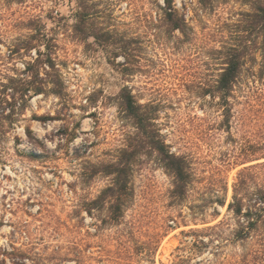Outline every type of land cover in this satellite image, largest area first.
Returning <instances> with one entry per match:
<instances>
[{
	"label": "rangeland",
	"instance_id": "1",
	"mask_svg": "<svg viewBox=\"0 0 264 264\" xmlns=\"http://www.w3.org/2000/svg\"><path fill=\"white\" fill-rule=\"evenodd\" d=\"M91 2L77 33L75 0H0V264H264L256 0H176L183 31L164 0ZM90 28L111 35L98 43ZM233 44L243 65L225 94ZM125 88L151 124L124 111ZM129 144L118 220L103 170ZM163 144L189 160L184 198ZM236 189L242 214L230 209Z\"/></svg>",
	"mask_w": 264,
	"mask_h": 264
},
{
	"label": "trees",
	"instance_id": "2",
	"mask_svg": "<svg viewBox=\"0 0 264 264\" xmlns=\"http://www.w3.org/2000/svg\"><path fill=\"white\" fill-rule=\"evenodd\" d=\"M76 1V17L77 23L75 25V31L77 33L86 32L88 29L89 22L87 21V16L91 15V10L95 8L96 4L91 2L92 0H75ZM203 3H206L207 0H201ZM176 0H164L163 9L166 12V16L172 21L174 30L180 29L184 30V19L178 18L177 8L175 6ZM255 16L257 17L261 34L264 37V0H256V5L254 8ZM88 22V23H87ZM90 34L93 36L98 43L105 40L103 39L106 36H110L111 32L97 30L95 28H90V32H87L86 35ZM87 36L83 37L86 39ZM231 45L227 52V66L225 67L221 78L219 80L218 89L223 91L225 94H231L235 82L238 78V75L241 71L243 65V49L241 47ZM122 98V107L124 111L136 118L138 124L144 126L145 124H151L153 118L149 116L148 113L143 112L142 104H138L134 100V96L131 92L128 91V88H125L121 93ZM1 106V99H0ZM2 114V118H6L7 115ZM146 129V127H144ZM152 145H155V142L151 140ZM162 154L164 155V163L167 170L174 177V194L178 198H184L188 193L189 186L193 181V176L190 170V163L188 158L185 155H179L177 153L170 152L166 145L160 147ZM137 154L136 150L132 147L131 144L127 148L122 149L121 156L109 164H106V169L103 171L109 175H113L114 179L112 184L104 191V194H107V199L111 200V205L116 210L117 216L115 219H120L123 216V208L126 202L128 195L130 194V182L131 174L133 172V160L134 156ZM261 202L264 206V195ZM244 208V198L239 197L238 191L236 189L234 201L230 204V209L234 210L238 214L243 213ZM264 209V208H262ZM250 216L249 214H246ZM262 216V215H261Z\"/></svg>",
	"mask_w": 264,
	"mask_h": 264
}]
</instances>
